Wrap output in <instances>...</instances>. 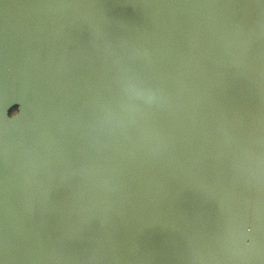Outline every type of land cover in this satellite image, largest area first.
Segmentation results:
<instances>
[{
	"label": "water",
	"instance_id": "obj_1",
	"mask_svg": "<svg viewBox=\"0 0 264 264\" xmlns=\"http://www.w3.org/2000/svg\"><path fill=\"white\" fill-rule=\"evenodd\" d=\"M0 264H264V0H0Z\"/></svg>",
	"mask_w": 264,
	"mask_h": 264
},
{
	"label": "clouds",
	"instance_id": "obj_2",
	"mask_svg": "<svg viewBox=\"0 0 264 264\" xmlns=\"http://www.w3.org/2000/svg\"><path fill=\"white\" fill-rule=\"evenodd\" d=\"M21 108L20 106L14 107L9 113H8V118L9 119H16L20 115Z\"/></svg>",
	"mask_w": 264,
	"mask_h": 264
}]
</instances>
